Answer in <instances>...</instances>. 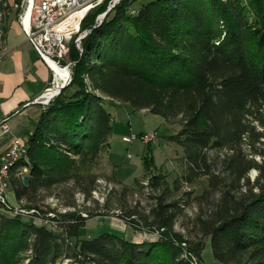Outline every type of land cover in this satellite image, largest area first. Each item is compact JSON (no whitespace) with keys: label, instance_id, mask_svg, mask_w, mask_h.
I'll return each mask as SVG.
<instances>
[{"label":"trees","instance_id":"1","mask_svg":"<svg viewBox=\"0 0 264 264\" xmlns=\"http://www.w3.org/2000/svg\"><path fill=\"white\" fill-rule=\"evenodd\" d=\"M134 1L120 0L95 26L107 0L82 19L80 28L90 30L81 50L69 43L71 80L43 108L25 158L10 168L14 195L28 201L39 189L79 178L71 156L95 158L109 147L112 117L103 95L165 120L178 116L182 127L169 138L183 149L185 179L206 175L219 191L197 217L213 258L264 264V0H147L130 13ZM8 9L0 0V15ZM211 149L224 151L226 181L214 171ZM21 165L28 167L26 183L15 176ZM90 189L89 181L79 184ZM153 213L151 223L163 234L137 242L109 231L80 238L86 217L75 209L52 217L54 227L0 210V264H192V256L199 262L204 242L186 250L172 228L175 209L159 201Z\"/></svg>","mask_w":264,"mask_h":264},{"label":"rangeland","instance_id":"2","mask_svg":"<svg viewBox=\"0 0 264 264\" xmlns=\"http://www.w3.org/2000/svg\"><path fill=\"white\" fill-rule=\"evenodd\" d=\"M145 1L135 0L128 6L129 12L134 13L132 10ZM7 11L9 9L5 14L1 11L0 15V52L3 48L2 28L7 25ZM18 11L21 12L22 8L12 9L10 6L9 17L14 15L18 19ZM60 64H69L71 68L68 53ZM52 84L51 79L48 86ZM102 97L112 117L109 147L95 158H90V154L80 157L72 155L80 177L70 178L48 189H39L31 200L17 199L13 193L11 195L9 190L12 186L9 184L6 190L9 207L0 203V210L8 215L15 214L16 210L25 221L54 227L56 220H51L52 217L75 209L86 217L80 228V238L109 231L140 242L156 240L163 234L156 223H151L153 208L160 201L167 208L175 209L172 228L182 235L186 250L196 246L199 241L204 242L198 263L218 264L212 256L208 236L199 229L197 217L205 215L215 205L219 191L210 188L206 175L191 174V181L185 179L189 169L183 149L169 138L182 127L178 116L165 120L147 108L133 109L127 102ZM149 130L155 132V138L147 143L137 139L130 142L122 140V135ZM223 156V150H208V158L215 166V173L226 181V173L221 169ZM255 174V169L249 171L250 180ZM88 181L91 184L89 193L79 190V184ZM66 201H72L74 205H66ZM66 263L65 259L60 264Z\"/></svg>","mask_w":264,"mask_h":264},{"label":"crops","instance_id":"3","mask_svg":"<svg viewBox=\"0 0 264 264\" xmlns=\"http://www.w3.org/2000/svg\"><path fill=\"white\" fill-rule=\"evenodd\" d=\"M5 1L14 9L15 0ZM3 48L0 56V122L5 121L8 130L0 128V156L14 138L26 144L45 106L36 98L53 80L52 68L37 54L14 15L7 20ZM12 174L10 170L9 179ZM9 193L14 194L13 189Z\"/></svg>","mask_w":264,"mask_h":264},{"label":"built area","instance_id":"4","mask_svg":"<svg viewBox=\"0 0 264 264\" xmlns=\"http://www.w3.org/2000/svg\"><path fill=\"white\" fill-rule=\"evenodd\" d=\"M103 2L104 0H21L19 3L14 2L12 7L22 8L21 12L18 11V21L22 30L37 54L50 66V60L60 64V61L65 59L70 41L74 43L87 34L88 28L81 29L80 23L91 9ZM114 3L115 0H107L106 8L113 7ZM101 13L97 14L96 19L101 18ZM3 51L4 48L0 56ZM48 88L50 86L46 87L36 99L46 101L43 96ZM0 128L8 130L7 123L1 121ZM154 138L155 132L151 130L122 135V140L126 142L137 139L147 143ZM23 143L20 139L14 138L0 156V203L7 207L9 206L7 189L3 181V162L6 156L20 152ZM16 170L20 176H23L28 172V167L23 165ZM15 212L17 213L16 210Z\"/></svg>","mask_w":264,"mask_h":264},{"label":"bare ground","instance_id":"5","mask_svg":"<svg viewBox=\"0 0 264 264\" xmlns=\"http://www.w3.org/2000/svg\"><path fill=\"white\" fill-rule=\"evenodd\" d=\"M132 12H134V11L132 10ZM89 28H88V31L90 30ZM81 40H82V38L78 39V41H74L75 46L79 50L82 49ZM2 50H3V48H2ZM49 64H50V66L52 68V73H53V85H51L50 88H48V90L45 91V95L43 96L44 100H47L50 96L56 94L55 92L58 90L59 86L68 77V68L66 67V65L58 64V63H56V62H54L52 60L49 61ZM26 147H27L26 144L23 143V148L20 149V152H16V154H12V155L6 156V158H4V162H3V181L5 183L6 189H7L8 185H9L8 184V178H10L9 177L10 168L18 159L25 158ZM20 167H23V165H21ZM16 175L20 176V174H18L17 171L15 172V176ZM20 177H22V176H20ZM182 244H184V242ZM191 259H192L191 260L192 264H199L197 259L194 256H192Z\"/></svg>","mask_w":264,"mask_h":264},{"label":"water","instance_id":"6","mask_svg":"<svg viewBox=\"0 0 264 264\" xmlns=\"http://www.w3.org/2000/svg\"><path fill=\"white\" fill-rule=\"evenodd\" d=\"M116 1H118V0H115V3H116ZM114 3V4H115ZM112 7H109V8H106L102 13H101V18H99V19H95V23H94V25L93 26H95V25H97V24H99L101 21H102V19H103V17L106 15V13L111 9ZM66 67L68 68V77H67V79L59 86V88H58V90L55 92L56 94L63 88V87H65L69 82H70V80H71V68L69 67V64H66ZM53 85V84H52ZM43 92H44V90H43ZM55 95V94H54ZM52 97H53V95L52 96H50L46 101H42L43 103H44V105L46 106L47 104H48V102L52 99ZM28 179H29V174L28 173H26V174H24L23 176H22V181H23V183H26L27 181H28Z\"/></svg>","mask_w":264,"mask_h":264}]
</instances>
